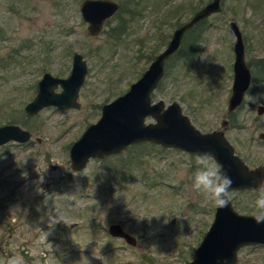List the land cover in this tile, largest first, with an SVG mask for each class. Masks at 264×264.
<instances>
[{
    "label": "rangeland",
    "instance_id": "rangeland-1",
    "mask_svg": "<svg viewBox=\"0 0 264 264\" xmlns=\"http://www.w3.org/2000/svg\"><path fill=\"white\" fill-rule=\"evenodd\" d=\"M116 1L117 13L92 35L81 0H0V125L32 131L28 141L0 145V264L13 255L25 264H182L213 219L214 203L193 188L195 153L144 140L71 168L70 144L99 117L101 104L124 92L173 29L208 0ZM123 19L126 29L116 35L109 28ZM231 20L242 31L251 79L243 101L229 110ZM74 51L87 63L80 106L50 104L28 115L24 105L43 72L66 76ZM152 98L178 101L196 127L223 129L250 166L262 163L264 111L257 105L264 104V0H221L219 11L184 33ZM231 193L237 211L254 213L256 190ZM55 209L71 226L53 224ZM111 222L136 243L111 235ZM237 256L235 264H264V244L242 245Z\"/></svg>",
    "mask_w": 264,
    "mask_h": 264
},
{
    "label": "water",
    "instance_id": "water-1",
    "mask_svg": "<svg viewBox=\"0 0 264 264\" xmlns=\"http://www.w3.org/2000/svg\"><path fill=\"white\" fill-rule=\"evenodd\" d=\"M119 7L116 0H81L80 11L82 18L87 21L88 32L92 35L101 32L105 21L114 16ZM220 8L221 0H208L196 9L173 29L165 47L155 54L140 76L124 92L101 104L99 117L87 124L70 144L69 156L73 170L83 168L90 157L117 153L132 143L146 140L195 154L210 152L231 176V189L256 190L259 187V182L264 180V161L250 166L237 153L223 129L203 131L192 123L178 101L165 104L161 98H152V92L164 73L165 61L178 49L184 33ZM229 25L235 35L233 80L227 101L228 109L232 110L243 101L251 71L244 58L242 31L235 20L229 21ZM86 71V59L81 52L74 51L72 66L66 76L43 72L35 95L24 105L25 112L32 115L50 104L79 107V88ZM58 85L59 90L55 89ZM263 111L264 104H258L257 112ZM149 115L154 120L146 121ZM226 123L224 119L222 124ZM259 136H264V132H260ZM31 137L32 131L17 123L0 125V145L8 141L25 142ZM253 214L237 211L232 202L227 208L215 206L213 219L193 248L192 257L182 264H235L240 246L264 244V223L256 224ZM108 231L130 244L136 243V236L119 222H111Z\"/></svg>",
    "mask_w": 264,
    "mask_h": 264
},
{
    "label": "clouds",
    "instance_id": "clouds-1",
    "mask_svg": "<svg viewBox=\"0 0 264 264\" xmlns=\"http://www.w3.org/2000/svg\"><path fill=\"white\" fill-rule=\"evenodd\" d=\"M196 164L198 167L192 178L194 190L202 193L216 207L227 208L232 199L231 188L233 180L231 176L210 152L197 154ZM256 191L258 195L255 200L253 219L259 225L264 223V180L259 182V187ZM139 218L143 219L144 217ZM52 220L53 224L63 222L66 226H71L68 218L56 209ZM6 264H25V261L23 256L13 255L7 259Z\"/></svg>",
    "mask_w": 264,
    "mask_h": 264
},
{
    "label": "trees",
    "instance_id": "trees-1",
    "mask_svg": "<svg viewBox=\"0 0 264 264\" xmlns=\"http://www.w3.org/2000/svg\"><path fill=\"white\" fill-rule=\"evenodd\" d=\"M134 15H135V13L133 11H130V16L132 17ZM126 23H127L126 20L123 19V20L115 23L114 25H111L109 29L114 30L116 35H120L126 29Z\"/></svg>",
    "mask_w": 264,
    "mask_h": 264
},
{
    "label": "flooded vegetation",
    "instance_id": "flooded-vegetation-1",
    "mask_svg": "<svg viewBox=\"0 0 264 264\" xmlns=\"http://www.w3.org/2000/svg\"><path fill=\"white\" fill-rule=\"evenodd\" d=\"M79 7H80V5H79ZM246 90H247V89H246ZM245 92H246V91H245ZM226 122H227V123H226L227 126L230 128V119H229L228 121L226 120Z\"/></svg>",
    "mask_w": 264,
    "mask_h": 264
}]
</instances>
